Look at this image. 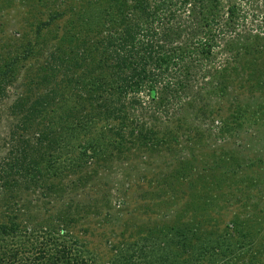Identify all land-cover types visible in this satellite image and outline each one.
<instances>
[{
	"label": "rangeland",
	"instance_id": "rangeland-1",
	"mask_svg": "<svg viewBox=\"0 0 264 264\" xmlns=\"http://www.w3.org/2000/svg\"><path fill=\"white\" fill-rule=\"evenodd\" d=\"M88 1L0 0V163L14 162L17 177V169L36 163L46 147L35 138L10 139L19 118L15 112L25 109H10L18 95L34 98L40 88L54 85L55 100L63 96V106H72L66 140L77 143L74 135L90 131L87 153L62 151L60 142L52 148L54 168L43 189L20 187L19 198L0 191V221L5 212L13 215L21 234L23 225L30 228L23 234L30 242L63 245L68 258L80 264H264L263 0H233L232 28L216 37L218 45L195 76L167 74L184 83L178 103H148L140 90L125 93V100L141 99L145 112L132 118L138 105L128 108L142 136L136 137V126L122 130L123 144L115 124L101 122L100 115L94 114L99 120L94 127H78L84 120L77 100L84 88L77 84L83 32L78 26L86 27L78 24L79 13L88 16L94 39L100 29ZM225 5L224 0L216 5L218 23L226 20ZM178 16L185 22L186 11ZM130 17L131 25H142ZM235 36L239 39L229 40ZM96 60L94 55L81 72L85 81L103 88L108 78V85L117 87L115 75L104 71L98 77L91 70ZM43 72L48 82L38 84ZM133 78L129 83L139 77ZM18 199L14 213L6 206Z\"/></svg>",
	"mask_w": 264,
	"mask_h": 264
},
{
	"label": "trees",
	"instance_id": "trees-1",
	"mask_svg": "<svg viewBox=\"0 0 264 264\" xmlns=\"http://www.w3.org/2000/svg\"><path fill=\"white\" fill-rule=\"evenodd\" d=\"M224 1L227 5H225L226 20L218 23L216 5L220 4V0H89L87 3L93 4L94 7L93 21L98 24L96 30L97 27L100 29L96 34L97 39H94L95 32L87 21L88 16L86 18L82 13H79L78 24L80 22L86 27L83 29L78 26L83 32H81L82 38L78 36L77 84H83L84 88L78 90L77 100L80 98L78 112L83 114L86 121L78 120V127L81 125L80 123L94 127L93 124L99 122V120H95L94 114H97L101 116V122L107 120L109 123H113L112 125L115 124V129L119 130L115 133L122 144L125 142L121 138L123 134H119L122 130L132 131L136 126V137H141L142 127L140 124L137 121L134 123L130 121L140 114L144 116L145 110H141L144 108V103L141 99L138 101L133 97L125 100V93L128 90H140L146 93L148 103L166 102L167 100L169 103H178L180 97L184 95L182 91L185 88L184 83L179 80L170 81L167 74H171L172 70L177 76L183 75V73L187 76L197 74L199 67L204 65L203 60L208 59L213 48L218 45L216 37L232 28L231 21H234L232 15H236L237 7L233 4V0ZM123 9L129 11L125 12ZM183 11H186L185 22L178 16ZM131 14L137 20L140 19L139 22L142 25L137 22L131 25V21L134 19L130 17ZM189 15L196 19L195 23L191 24L192 19H189ZM58 16L59 14L55 13L52 18L55 19ZM46 24L49 23L46 22ZM188 27H191L190 30ZM172 29L173 32H171ZM183 30L188 32L183 33ZM102 31L104 33L101 35ZM250 36L253 37V34ZM236 37L239 36L231 37L229 40H238L239 38L235 39ZM86 45L95 49L87 50ZM96 46L98 47L97 51ZM94 55L97 58L96 68L91 70H95L98 77L104 71L115 75L111 79L116 82L117 87L112 84L108 85V82H111L108 78H103L106 84L103 88H99L96 83L89 84L88 81H85L87 76L82 75L81 72ZM186 60H188V64L184 67L183 62ZM47 75L46 72H43L38 84L47 83ZM134 76L139 78L129 83L131 79H134ZM1 86L3 85L0 84V102L4 98ZM53 86L52 88L51 86L40 88L35 92L34 98H23L22 95H18L12 103V107L10 106V109L25 106L24 110L15 112L19 118L12 123L10 134L13 133V135H10V139L17 138L25 143L26 139L29 142L30 138H35L36 142L37 140L39 143L43 142L46 147L41 149L36 163L17 169L20 171L16 174L17 177H13L14 174H12L16 169L14 162L0 163V191H3L2 195L9 194L10 196L13 193V197L19 198L22 190L29 187L43 189L42 185L48 182L47 175L54 168L55 157L52 158L50 152L59 142L62 144L60 148L62 151L73 148L78 154L87 153L84 147L90 146L88 128H85L80 136L74 135V140H78L77 143L66 140V134L71 124L70 116L66 117V115L70 114L72 106H63L62 102H66L63 96L59 100H55L56 93L53 92ZM114 89L117 95H114ZM59 101L60 103H58ZM122 104L124 105L122 106ZM134 104L138 105L135 110H139V114L137 112L130 118L128 108H134ZM32 119L35 122L30 124ZM39 120L45 124L40 125ZM128 122L130 124L127 130H124ZM49 124H55V126L47 131L46 127ZM27 126L31 129L28 130ZM38 127H44L45 131L42 132ZM55 134L57 136H54ZM48 135L51 136L50 139L47 138ZM118 144L120 145L119 142ZM118 149H122L121 145ZM57 169L59 168L57 167ZM12 205L13 203L6 207L17 213L20 209L17 207L19 199L15 200L14 207ZM5 215H7L6 219L0 221V264H80L78 261L74 262L73 259L68 258L63 245H51L49 248L43 245L36 246L34 242H30L29 238H26L28 235H23L27 234L30 228L23 225V234H21L19 224L15 222L14 216L7 212ZM47 229L44 228L45 232H48ZM22 238H24L23 242Z\"/></svg>",
	"mask_w": 264,
	"mask_h": 264
}]
</instances>
